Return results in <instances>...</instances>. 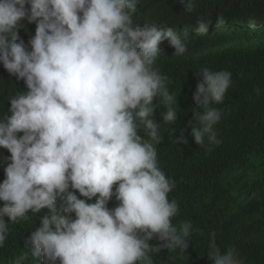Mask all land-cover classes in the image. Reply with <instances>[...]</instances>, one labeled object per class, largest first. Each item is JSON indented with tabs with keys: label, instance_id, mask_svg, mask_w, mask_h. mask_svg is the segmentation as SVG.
<instances>
[{
	"label": "clouds",
	"instance_id": "obj_1",
	"mask_svg": "<svg viewBox=\"0 0 264 264\" xmlns=\"http://www.w3.org/2000/svg\"><path fill=\"white\" fill-rule=\"evenodd\" d=\"M181 2L184 11L196 7ZM137 12V0H0V62L25 82L0 120V147L11 153L0 183V247L5 217L15 224L47 209L25 241L43 264H153L152 252L189 248L193 225L172 223L175 182L158 167L163 138L153 119L154 100L166 107L165 123L178 118L168 77L153 67L160 44L170 41L174 55L187 46L172 27L135 24ZM25 19L36 24L30 51L17 42ZM225 21L219 14L216 29ZM197 23L206 34L212 19ZM197 76L193 100L203 111H193L191 136L200 146L207 139L210 152L221 143L214 126L222 116L211 105L223 103L231 73L203 68ZM113 196L119 204L109 209ZM209 250L212 264H242L234 247L221 251L215 232Z\"/></svg>",
	"mask_w": 264,
	"mask_h": 264
},
{
	"label": "trees",
	"instance_id": "obj_2",
	"mask_svg": "<svg viewBox=\"0 0 264 264\" xmlns=\"http://www.w3.org/2000/svg\"><path fill=\"white\" fill-rule=\"evenodd\" d=\"M137 2L135 24L172 27L187 46L185 53L174 55L170 41L160 44L162 50L153 67L168 77L169 91L177 98L174 107L178 118L174 124L165 123L166 107L154 100L157 108L153 119L160 124L163 138L155 145L158 167L175 182L168 194L169 201L178 204L172 223L178 227L181 222H191L193 231L188 249L183 253L179 249L152 252L153 264H212L209 243L213 232L222 252L234 247L242 264H264V0H195L192 12L184 11L181 0ZM219 14L226 21L224 27L216 29ZM200 16L212 19L206 34H198ZM250 19L255 20L254 27ZM21 24L17 42L23 40L30 51L36 24L27 19ZM203 68L231 73L223 103L211 105L222 116L214 126L221 143L210 146V152L207 139L200 146L191 136L196 123L193 111H203L193 100L198 83L203 81L197 74ZM16 79L0 62V120L11 115V97L25 84ZM181 136L187 144L179 140ZM10 156L0 147V183L6 178L4 169L11 162ZM75 194L83 199L78 190ZM3 204L0 201V207ZM118 204L113 196L108 207L114 209ZM47 211L29 212L27 221L15 224L5 217L9 234L0 247V264H43V257H33L25 241L41 225L40 218ZM149 243L157 246L161 242L153 238Z\"/></svg>",
	"mask_w": 264,
	"mask_h": 264
}]
</instances>
